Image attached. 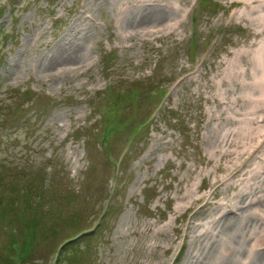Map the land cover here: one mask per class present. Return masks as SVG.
<instances>
[{
	"label": "rangeland",
	"instance_id": "1",
	"mask_svg": "<svg viewBox=\"0 0 264 264\" xmlns=\"http://www.w3.org/2000/svg\"><path fill=\"white\" fill-rule=\"evenodd\" d=\"M125 1L0 0V264H184L264 176V0H160L133 40ZM74 26L82 66L43 76Z\"/></svg>",
	"mask_w": 264,
	"mask_h": 264
},
{
	"label": "bare ground",
	"instance_id": "2",
	"mask_svg": "<svg viewBox=\"0 0 264 264\" xmlns=\"http://www.w3.org/2000/svg\"><path fill=\"white\" fill-rule=\"evenodd\" d=\"M125 2L129 3L130 1L126 0ZM166 8L167 5L160 0H134V3L126 9V15L116 20V27H119L121 32L124 31L122 38L128 40L149 35L152 32L149 26L154 28L156 22H164V17H167ZM77 20L80 21V18ZM84 37L85 33L78 32L77 26L70 27L59 41L63 44L53 47L50 54L44 57L41 63L43 76L47 75L48 78H52L65 74L69 72L68 70H79L83 63ZM214 139H216V143L225 141L228 144L234 143L231 140V133H229L230 140L225 132L221 135L215 134ZM255 178V181L249 186V192L240 191L236 200H229L226 204L222 202L217 206L223 208L227 203L232 205L230 212L234 213H231L233 216L226 217L225 221L223 217L226 213L214 215V210H211L208 213L209 217L204 222L188 229L198 228L190 241L201 245L196 253H187L184 264H264V251L251 244L257 237L264 241V223L258 227L259 231L257 226L254 227L258 233L256 237H252V232L249 229L252 228L250 216L260 215L264 219V212H258L254 207H251L259 202L262 204L264 198V195H258L264 189V176L258 171ZM251 192L254 198L249 199L248 196Z\"/></svg>",
	"mask_w": 264,
	"mask_h": 264
}]
</instances>
